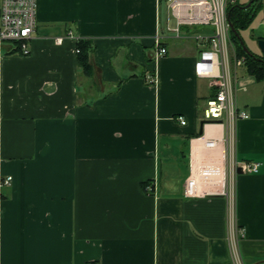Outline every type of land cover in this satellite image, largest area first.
<instances>
[{
    "label": "crops",
    "instance_id": "0c3cea01",
    "mask_svg": "<svg viewBox=\"0 0 264 264\" xmlns=\"http://www.w3.org/2000/svg\"><path fill=\"white\" fill-rule=\"evenodd\" d=\"M168 1L37 0L29 53L0 45V264H232L225 198L184 195L190 153L223 152L191 146L213 91L194 72L197 42L165 40L154 57ZM79 37L93 46L89 75ZM238 77L249 117L236 155L261 162L237 176L239 250L264 264V81Z\"/></svg>",
    "mask_w": 264,
    "mask_h": 264
},
{
    "label": "built area",
    "instance_id": "2783aa9c",
    "mask_svg": "<svg viewBox=\"0 0 264 264\" xmlns=\"http://www.w3.org/2000/svg\"><path fill=\"white\" fill-rule=\"evenodd\" d=\"M236 0H169L168 9L173 23L167 22L165 31H157L153 36L154 57L165 55V40L193 39L199 50L194 63V72L209 80L213 88L206 98L201 112L202 132L192 142H200L209 149L222 147L223 155L218 158L193 157L190 153V170L184 181V195L198 197L222 195L226 201L227 242L232 264H243L239 250L240 238L244 229L235 221V196L238 170L241 173H255L260 161L239 159L236 155V124L238 120L249 117L247 110L236 104V93L245 89L239 84L237 70L242 68L245 56H238L230 38L227 7ZM37 0H0V45L10 43L16 52L29 53V41L33 38L36 26ZM203 26V30L194 29ZM71 36V34H68ZM61 42L62 37L55 38ZM78 52V48H76ZM154 83V76L148 77ZM175 119L182 125L186 123L181 115ZM218 123L223 126L222 135L206 133L207 124ZM11 176L3 183L8 184ZM151 191L152 186L147 185ZM89 264H99L96 261Z\"/></svg>",
    "mask_w": 264,
    "mask_h": 264
},
{
    "label": "trees",
    "instance_id": "16d2710c",
    "mask_svg": "<svg viewBox=\"0 0 264 264\" xmlns=\"http://www.w3.org/2000/svg\"><path fill=\"white\" fill-rule=\"evenodd\" d=\"M247 3H240L236 0L234 3H231L227 7V14L229 15V21L232 26L240 35V30L246 28L255 13L257 7L260 6L261 2L258 0H253L252 3L245 7ZM230 38L232 45L239 56H245V62L243 69L245 73L252 75L256 81H264V54L257 55L254 53H246L240 43L238 37L230 30ZM264 38V37H260ZM76 47L78 48L77 52V61L80 67L83 70L85 75L91 73L92 67L89 59V55L93 49L91 41L84 38H77ZM13 52H16V48H13Z\"/></svg>",
    "mask_w": 264,
    "mask_h": 264
},
{
    "label": "rangeland",
    "instance_id": "374dc122",
    "mask_svg": "<svg viewBox=\"0 0 264 264\" xmlns=\"http://www.w3.org/2000/svg\"><path fill=\"white\" fill-rule=\"evenodd\" d=\"M238 1L242 4V3H247L249 0H238ZM258 1H260L261 4L255 10L254 16L250 24L246 28L240 30V37L245 47L251 53L257 55H263L260 48L258 47L257 40L260 37H264V0H258ZM194 29L203 30L204 28L203 26H195ZM235 53L237 55L236 51ZM240 70L241 68L237 70V74H240Z\"/></svg>",
    "mask_w": 264,
    "mask_h": 264
},
{
    "label": "water",
    "instance_id": "95a60500",
    "mask_svg": "<svg viewBox=\"0 0 264 264\" xmlns=\"http://www.w3.org/2000/svg\"><path fill=\"white\" fill-rule=\"evenodd\" d=\"M253 0H249L247 2V4L245 5V7H248L251 3H252ZM228 22H229V26H230V30L238 37V39L240 40V43L242 44V47L244 49V51L246 53H251L246 47L245 45L243 44L242 40H241V37L239 35V33L236 31V29L232 26L231 22L229 21V15H228ZM257 44H258V47L260 48L262 54H264V38H259L257 40ZM200 132H202V123H201V130ZM238 173H241L240 170H238Z\"/></svg>",
    "mask_w": 264,
    "mask_h": 264
}]
</instances>
